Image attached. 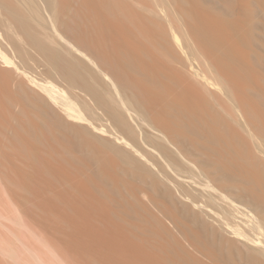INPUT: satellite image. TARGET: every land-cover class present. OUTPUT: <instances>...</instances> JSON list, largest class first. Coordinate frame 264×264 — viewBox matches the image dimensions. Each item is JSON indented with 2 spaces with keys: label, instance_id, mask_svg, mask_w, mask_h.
<instances>
[{
  "label": "bare ground",
  "instance_id": "6f19581e",
  "mask_svg": "<svg viewBox=\"0 0 264 264\" xmlns=\"http://www.w3.org/2000/svg\"><path fill=\"white\" fill-rule=\"evenodd\" d=\"M184 2L183 30L176 7L161 2L147 9L152 16L142 25L140 14L123 0H0V71L14 72L22 99L43 126L25 123L27 136L17 131L11 141L10 165L0 163L1 178L12 187L3 199L6 212L0 208V264H200L208 253L193 243L204 245L220 264H264V157L250 158L229 121L216 109L195 104L191 91L181 87L197 85L213 97L224 92L238 114L234 121L252 137L253 131L264 134V91H256L264 77L243 58V47L250 45V2ZM130 26L147 44L130 45L125 34ZM263 59L256 57L255 66ZM174 61L181 73L170 70ZM191 107L209 110V120L178 127L176 114ZM20 114L24 118L25 110ZM181 126L209 143L221 138L232 156L209 171L215 164L194 153ZM43 128L64 152L82 153L70 160L74 169L81 171L82 163L94 167L92 187L58 184L67 175L43 154V148L56 151L41 137ZM237 160L255 173L248 175ZM117 168L125 179L146 183L138 190L143 196L153 192L164 198L193 224L189 242L163 253L114 222L108 206L114 203L100 184L117 191L112 178Z\"/></svg>",
  "mask_w": 264,
  "mask_h": 264
},
{
  "label": "rangeland",
  "instance_id": "374dc122",
  "mask_svg": "<svg viewBox=\"0 0 264 264\" xmlns=\"http://www.w3.org/2000/svg\"><path fill=\"white\" fill-rule=\"evenodd\" d=\"M248 1L250 2V5L249 11L247 10V16L249 19L247 22L246 33L250 38V45L249 47H243V58L249 65L253 66L254 71L255 73H257V75H261L264 77V59L262 60V67L259 64H256V66L254 64V59L256 57L264 58V0H247V2ZM157 2H161L160 4L162 6L166 5L171 6L172 8L176 7L177 14L179 15L180 19L178 21L177 27L178 29L184 30L183 20L186 11V4L184 0H123V3L127 5L125 6L126 8L138 12L140 14V24L142 25L147 24L146 19H149L148 17L152 16L150 15V12L147 11V9L153 8ZM249 12L250 15H248ZM105 13L110 16L113 15L109 10H105ZM83 21L85 24L88 23L86 19H83ZM153 21L160 24L157 19ZM162 24L164 26L163 22ZM137 29L138 28H136L135 26H130V29H128L125 33L127 34L126 37L130 45L133 47L137 45L142 46L144 44H147V41L141 40L136 35ZM185 36L186 38L190 39L189 34ZM163 38L166 37L163 36ZM182 43L183 42L181 40V44ZM177 51L179 52V54L181 53L182 56H186L181 47H179ZM179 66V63L171 62L170 70L172 72L181 73ZM0 72V163L5 161V163L3 164H8L9 160L13 159V149L11 141L13 140L15 133L17 131H20L21 133L25 134V136H27V132H24V127L26 126L25 123H27L28 125L31 124L34 127L43 126L39 118L35 115V110L33 109V107L22 99L21 83L18 81L14 72L11 70L8 72ZM181 87H185V89L191 91H189L190 96L192 97V100L195 104L201 105L204 103V105L207 106V109H211V107L212 109H216L226 120L229 121L231 126H233V131L242 140L243 144L247 146L250 152V158L255 159L258 156L264 157V153H260L257 147L258 145H262L264 147V134L253 131L255 135L254 137H252L248 133V131L244 129V127H241L236 121H234L233 117L236 116L237 118L238 114L235 112L234 106L230 101V98L224 92L220 93V96L213 97L197 85L193 86L191 84L183 83ZM257 88L258 89H256L255 87L254 89H256V91H260V89L264 91V85H262V87L258 86ZM188 109H180L179 112L176 114V121L178 127L183 121L188 124L194 125L200 119H203L206 122L209 120V110H207L206 108H204V110L206 111L198 110L192 107ZM21 110H25L26 116L24 115V118H26V120H24L23 115L22 117H20ZM20 118H23V121H26L23 125L22 120L20 121ZM238 119L241 124L244 125V121L239 116ZM28 125L26 126V130L28 128ZM21 126L24 127L22 128ZM40 134L46 144L49 142V144L55 146L56 150H49L48 152L47 149L43 148V154H45V156L49 158L50 162L53 164L54 167H58L63 170L62 176L67 175L66 179L58 181V184L63 187H71V184L76 182L84 185L85 187H92L90 181V178H92V176L89 174L93 173L94 167L82 163V169L80 171L74 169V167L70 164V160L75 155L78 158H82V153L75 152L73 150H70L69 152H64V150L59 147V143H56V141H53L52 139H48L47 133L45 132L44 128L40 131ZM180 134H182L186 137L187 140H189L190 145L193 148L195 154L196 152H202L206 158H208L211 162L215 164L212 169H209V171L211 172H215L216 168L223 164L226 157L232 156L231 150L225 146L224 141L221 138H218V135V141H216L215 143H209L191 135L187 130H183L182 126ZM176 153L180 160L186 162L181 156H179L177 151ZM195 154L193 155L196 157ZM15 160L18 163H22L20 160ZM235 162L237 165L241 164L248 175H253L255 173L253 168L245 161L237 160ZM8 165H10V163ZM194 169L195 173L200 176V171L196 168ZM209 171H207L208 173L204 171V175L206 174V176H209ZM2 173L0 174V208L1 210H5L6 212V208L3 204V199L7 198L8 194L10 193L9 191H11L8 189V187L10 188L11 186L6 187V185L4 184L5 181L2 180V178L4 179ZM112 178L117 185V191H109L104 185H100L114 203V206L108 203V206H110L109 211L111 213V217L113 218L115 223L120 224V227H122V230L125 233L135 239H142L146 247L159 250L163 253L169 246H172L175 250H179L183 244L189 242L186 233H188L191 227H193V224L190 221L186 220L177 208L172 207L168 202L164 200V198L158 197L153 192H148L150 194V197H148L147 195L143 196L138 190L144 188L146 183L144 181L141 182V179L138 177L134 180L133 178L129 180L125 179L123 177V174L117 168L114 173L112 172ZM233 185L239 187L242 191H248L250 189L248 186L239 183H234ZM186 186L190 190H192L189 185L186 184ZM223 188L225 189V187ZM176 195L178 196L179 194L176 192ZM96 196L97 202H99V196L97 194ZM80 197L85 202H93L96 200V198L93 196ZM7 203L6 204L8 209L11 210L12 206H10L9 202ZM176 205L180 206L178 198ZM160 211L171 213L169 221L162 218V216L160 215ZM7 212L10 211L7 210ZM157 220L159 221L156 222ZM151 221L153 222L152 224ZM214 223L219 224L217 220ZM228 235L232 237V239L236 241L237 244L242 245V240L233 237V235ZM193 245L197 246L201 251L208 253V258L202 256L200 264H220L219 262H216L213 259L212 255L210 254V252H208L207 249H205L204 245H199L196 243H193ZM224 250L225 252H229L231 250L230 246H228V244H225ZM190 251L191 248H189V252Z\"/></svg>",
  "mask_w": 264,
  "mask_h": 264
}]
</instances>
